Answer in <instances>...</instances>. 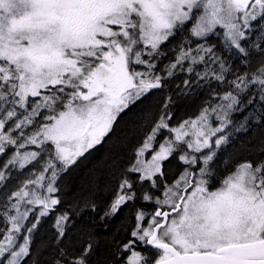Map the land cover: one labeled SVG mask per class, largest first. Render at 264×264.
Masks as SVG:
<instances>
[{
  "label": "snow or ice",
  "instance_id": "1",
  "mask_svg": "<svg viewBox=\"0 0 264 264\" xmlns=\"http://www.w3.org/2000/svg\"><path fill=\"white\" fill-rule=\"evenodd\" d=\"M258 18L264 20V0H0V154L6 146L14 147L16 151L7 163L20 169L34 161L39 163L42 153L49 155L38 178L28 179L10 194L9 201L15 202L4 205L6 213L14 209L15 215H8L11 228L4 230L0 240V264H21V258L29 255L28 238L21 245L16 243L30 211H21V205L41 206L42 217L60 203L28 190V185H39L49 194L56 192V161L60 171L75 165L104 141L122 113L151 90L163 87V78L155 74L152 62L161 55V44L192 21V36L206 38L222 29L225 46L247 56L241 41L246 39L250 21ZM200 51L212 53V48L201 45L197 53ZM185 60L197 62L191 49H181L177 60L166 69L167 75H173ZM134 65H144L145 71L136 70ZM219 66L221 72L213 75L223 81L224 62ZM232 83L240 91L258 83L264 91V64L250 80L243 76ZM223 99L228 101L222 107L226 120V110L239 101L232 92ZM41 110H46L47 123L25 132L36 123ZM170 118L160 116L128 171L139 174L141 186L148 182L150 188H158V177L164 175L163 162L173 153H179L180 161L189 167L174 187L166 186L163 201L150 191L143 193L144 201L166 205L170 211L158 207L148 227L138 224L131 235L161 250L154 264H264V159L241 162L211 190L216 151L210 139L223 130V125L211 127L207 109L198 120L185 121L178 128L169 126L166 121ZM162 129L174 133L175 139L165 140L150 159H143ZM188 136L192 139L185 140ZM226 142L227 137H218L215 148ZM29 144L40 152L19 151ZM49 144L52 147H47ZM185 148L191 153H202L205 148L210 151L197 156ZM198 164L202 165L199 178L193 179L190 169ZM48 170L52 179L44 185L41 182ZM6 179V173L0 171V183ZM136 198L133 182L124 178L105 216L116 214ZM67 219L63 215L56 220L60 236L64 235L62 222ZM136 220L143 221L144 214L138 213ZM38 223L35 220L26 231L31 234ZM91 248L87 245L82 258L73 264H86L83 256ZM125 250L131 251V243ZM127 264H153V259L131 251Z\"/></svg>",
  "mask_w": 264,
  "mask_h": 264
},
{
  "label": "trees",
  "instance_id": "2",
  "mask_svg": "<svg viewBox=\"0 0 264 264\" xmlns=\"http://www.w3.org/2000/svg\"><path fill=\"white\" fill-rule=\"evenodd\" d=\"M191 26L190 21L160 45L161 55L155 57L158 65L154 71L163 78V87L151 90L142 101L122 113L104 141L80 157L75 165L66 171H60L59 162L56 161L57 174L62 172L64 177L60 186L61 194L58 195L60 203L48 215L39 219L41 207H35L30 212L35 217L28 219V223L37 219L39 223L33 232L29 255L21 259V264H73L75 260L82 258L89 244L92 245L91 251L83 256L86 264H122L127 253L130 254V251L125 250V246L130 243L133 250L152 257L154 263L159 251L147 248L131 235L137 224V214H151L156 209L154 204L142 199L141 190H149L150 186L148 182H144L140 187L137 179L139 174L131 173L128 169L135 162L137 150L151 134L161 115L171 117L166 121L169 126L179 124L197 117L202 110L212 107L211 103L232 92L239 103L232 107L229 121L241 123V132L236 133L237 139L231 136L230 141L234 142L231 147L235 148L243 140L250 138V153L261 151V146H264V93L257 83L255 90L251 91L254 84L250 83L246 90L240 91L232 81L243 76L250 80L264 64V52L261 50L264 49V20L260 19L256 28L251 30L249 42L242 41V45L248 50L247 56L235 48L226 47L225 40L217 32L209 35L213 37V43H208L209 40H196L191 34ZM201 45L211 47L212 53H197ZM182 48L191 49V54L197 57L198 62L185 60L177 65L173 75L168 76L166 69L177 60ZM201 56L204 57L203 61L199 59ZM221 61L226 69L223 71V81L217 80L213 75V72H221ZM189 68L192 69L191 72L188 71ZM227 84L228 87L223 89ZM165 104L168 105L166 109ZM18 111L23 112V109ZM46 114V110H41V114L35 117L36 123L26 127L25 132L31 133L37 126L47 123L44 119ZM12 135L16 136L17 132ZM47 147L52 146L49 144ZM32 150L40 151L36 146L29 145L25 149H19L20 152ZM15 151L14 147L6 146L5 152L0 154V167L7 166L9 157ZM256 153L238 155L236 163L245 160L256 162L264 158V153ZM195 155L201 156L197 153ZM176 156L163 162L164 175L158 177V188L170 185L178 174L188 168L183 162H176ZM198 170V165L190 169L193 174ZM169 171L172 173L167 175ZM227 172H232V167L229 166ZM14 174V170H9L7 179L0 183V240L6 234L4 230L9 228L10 209L6 213L4 205L9 204L8 198L12 190L9 180ZM124 178L133 182L137 198L124 204L116 214L105 216V212H110V205L119 194V186ZM51 179L50 174L43 184L46 185ZM63 215L68 219L62 222L65 225L64 235L60 236L56 220Z\"/></svg>",
  "mask_w": 264,
  "mask_h": 264
},
{
  "label": "rangeland",
  "instance_id": "3",
  "mask_svg": "<svg viewBox=\"0 0 264 264\" xmlns=\"http://www.w3.org/2000/svg\"><path fill=\"white\" fill-rule=\"evenodd\" d=\"M259 20H260V18H258L256 21H250V28L249 29H245L246 39L243 40V41L247 40L246 42H249V40H248L249 39V35H250L249 33L251 32V30L256 28ZM239 22L241 23V25H243V21L242 20L239 21ZM191 23H192V21H191ZM216 32L218 34H220V36H222L223 40H225L224 36H223V30L222 29L218 28L216 30ZM193 38H195L196 40H201V38H197L195 36ZM241 43H242V41H241ZM145 51H147V50H145ZM144 58L148 59L147 56H145ZM197 62H198V60H197ZM179 65H181V64H179ZM133 67H135L136 70H138V71H145V66L144 65H134ZM155 74H156V72H155ZM257 86L258 85L254 84V86H253L254 89H251V91L257 89ZM263 93H264V91H263ZM224 96H222V98L220 100H216L214 103H211L212 107H210V108L207 107L206 108L207 109V117H208L207 123L211 127H221L223 125V130L221 132L216 133V135L212 136L211 139H210V143L212 144V149L216 151V157H215L214 161L211 164V169H212V173H213L211 178H210V188H211V190H215V188L219 187L222 179L224 177H226L228 174L231 173V172L224 173L221 170H223V169L227 170L226 167L229 166L234 160H237L238 155L239 156H246V155H250V154H253V153H256V152H257L256 154L264 153V152L259 151V150H257L256 152L250 153V150L248 148L249 145H250L249 144L250 143V138H246V141L243 140V142L240 143V145H238L231 152L226 154L229 149L233 148V147H231V145L234 142L230 141L231 136L234 139H237V134L236 133L241 132V123H237V121L224 122V112L222 111V107L228 103V101L223 99ZM204 110H202L197 117L192 118V119H188V120H184L183 122H181L179 124H173L170 127L171 128H178L185 121L198 120V118L201 116V114L204 112ZM226 111H227V117H226V119H227V118L231 117L232 108L231 109H227ZM218 117H220V119H218ZM222 135H226L225 137H227V142L222 144L219 149H216L214 141L218 137H220ZM174 139H175V134L174 133L170 132L168 129H162L157 134L156 139L152 142V148L149 149V150H146L145 156L143 157V159H145V160L150 159L151 155L154 154L155 151L159 150V145L161 143H163L165 140H174ZM184 139L185 140H189V139H192V137L188 136V137H184ZM142 145H141V147H142ZM29 146H35V145H30L29 144ZM182 147H184V146L182 145ZM226 148H228V149H226ZM32 151L40 152L38 150H32ZM185 151L188 152L189 154H195V153H191V150H188L186 148H185ZM209 151L210 150L208 148H205V149L202 150V153H197V154H201L202 155L203 153H208ZM176 155H177L176 153H173V155L170 156V157H173V156H176ZM12 157L13 156H10L9 159H11ZM42 157H43V159L39 163L34 161L31 164L26 165V167L24 169H20L18 165L13 166V165H8V164H7V166L6 165H2L0 167V170H3L6 174L9 172V170H14L15 171V174L12 176V179L9 180V183H10L9 185L12 188L10 193L18 190L21 186H23L27 182L28 179H30V178L31 179L38 178L40 173L43 171L44 167H46V165L44 164V161H47L49 159L47 153H42ZM176 157H178V159H179V155H177ZM174 159H175V157H174ZM261 159H264V158H261ZM133 164H135V162ZM238 164H240V162H237L232 168L235 169ZM200 166H202V165L198 164V167H200ZM187 167H189V166L187 165ZM184 171H185V169H184ZM184 171H182L180 174H178L174 178L173 182H171V184L168 185L167 187H174L176 182L178 180H180V178L183 175ZM170 173H172V172L169 171V173L167 175H169ZM50 174H51V170H48L47 172H45L44 173L45 179ZM192 175H193V179L199 178V171H197L196 174L192 173ZM63 181H64V177H63V174L61 172V173L57 174V176H56V178H55V180L53 182V186L57 189V191L54 192V193H51V194L47 193L46 189L41 188L39 185H31L30 184V185H28V190H36V191L40 192L42 195L51 196L52 198L58 199V195L61 194L60 186L63 184ZM41 183L43 184V181ZM214 185H216V187L214 189H212V187ZM140 187H142V186L140 185ZM167 187H165V188H157V189L156 188H150L149 190L145 189V190H141V191H143L142 193H144L145 191H150V192L155 194L156 198H158L161 201H163L165 199L164 192L167 190ZM14 202H15L14 200L9 201V203H14ZM149 203L154 204L155 208H158V207H160L161 209L168 208L166 205L161 207V206L156 205L154 202H149ZM35 207H41V206L28 205V204H22L21 205V211H25V210H30V211H29V215H28L27 219L24 220V222H23V228H22L21 232L17 234V240H16L17 245L23 244L25 238H28L30 243H31L33 232L35 231V229L31 232V234H29L26 231V229L31 227V224L34 222L33 221V222L28 223V219H33L35 217V216L33 217L32 215H30V212H32L33 208H35ZM8 215H15V210L14 209H10V212H9ZM39 218H41V216L38 217V219ZM142 222L143 221L138 222L137 225L139 224L141 227L146 228L145 225H143ZM137 225H136L134 231L137 230ZM63 226H65V225L62 223V227ZM10 228H11V224L9 223V228L8 229H10ZM23 230H25V233L23 232ZM139 242H141V241H139ZM30 243H29V245H30ZM141 243L144 244L143 242H141ZM132 251H135V250L132 249ZM130 256H131V251H130V254H129V252L127 253L126 259L124 260V262L122 264H127L128 259H129ZM22 258H24V257H22Z\"/></svg>",
  "mask_w": 264,
  "mask_h": 264
},
{
  "label": "flooded vegetation",
  "instance_id": "4",
  "mask_svg": "<svg viewBox=\"0 0 264 264\" xmlns=\"http://www.w3.org/2000/svg\"><path fill=\"white\" fill-rule=\"evenodd\" d=\"M221 39L223 40V38L221 37ZM201 40H209V42L208 43H213V37H211V36H207L206 38H201ZM152 62L155 64V66L157 67V65H158V61L157 60H155V58H154V60H152ZM228 87V84L227 85H224L223 86V89H226ZM223 102V101H222ZM224 122H229V118H227L226 120L224 119ZM222 136H226V135H222ZM226 149H228V148H226ZM234 148H231V149H229L228 150V152L226 153V154H228L229 152H231L232 150H233ZM225 154V155H226ZM176 162H181L180 161V159H176L175 160ZM236 164V160H234L229 166L230 167H233L234 165ZM229 166H227L226 167V169L229 167ZM236 169V168H235ZM235 169H233L232 168V172L235 170ZM222 172H224V173H228L227 172V170H225V169H223V170H221ZM216 187V185H214L213 187H212V189H214ZM157 210V208L150 214V213H144V212H142L143 214H144V220H143V225H145V227H148V225L151 223V218H152V216H154V213H155V211ZM160 210H162V211H170V209L169 208H164V209H161L160 208ZM173 215H175V214H173ZM157 219H160V218H157ZM137 223H138V221H137ZM137 225V224H136ZM136 227V226H135ZM134 230H135V228H134ZM135 244V243H134ZM145 244V243H144ZM145 246H146V244H145ZM132 247V246H131ZM147 247V246H146ZM148 248V247H147ZM132 249L133 248H131V251H132ZM150 249V248H149ZM151 250H153V249H151ZM157 251V250H156Z\"/></svg>",
  "mask_w": 264,
  "mask_h": 264
},
{
  "label": "water",
  "instance_id": "5",
  "mask_svg": "<svg viewBox=\"0 0 264 264\" xmlns=\"http://www.w3.org/2000/svg\"><path fill=\"white\" fill-rule=\"evenodd\" d=\"M162 211V210H161ZM157 218H159V217H157ZM161 219V218H160ZM146 246L148 247V248H150V249H153V250H157V249H155L154 247H152L151 245H147L146 244ZM157 251H161V250H157ZM154 264V263H153Z\"/></svg>",
  "mask_w": 264,
  "mask_h": 264
}]
</instances>
